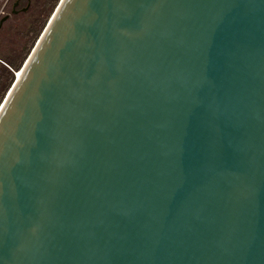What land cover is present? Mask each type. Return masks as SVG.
<instances>
[{
  "label": "water",
  "instance_id": "95a60500",
  "mask_svg": "<svg viewBox=\"0 0 264 264\" xmlns=\"http://www.w3.org/2000/svg\"><path fill=\"white\" fill-rule=\"evenodd\" d=\"M0 264H264V0H62L0 108Z\"/></svg>",
  "mask_w": 264,
  "mask_h": 264
},
{
  "label": "rangeland",
  "instance_id": "374dc122",
  "mask_svg": "<svg viewBox=\"0 0 264 264\" xmlns=\"http://www.w3.org/2000/svg\"><path fill=\"white\" fill-rule=\"evenodd\" d=\"M59 2L0 0V106Z\"/></svg>",
  "mask_w": 264,
  "mask_h": 264
},
{
  "label": "bare ground",
  "instance_id": "6f19581e",
  "mask_svg": "<svg viewBox=\"0 0 264 264\" xmlns=\"http://www.w3.org/2000/svg\"><path fill=\"white\" fill-rule=\"evenodd\" d=\"M61 2H62V0H60L59 4L57 5L55 11L53 12V14H52V16H51V18H50V20L53 18V16H54L56 10H58V8H59ZM50 20H49V22H50ZM49 22H48V24H49ZM48 24H47V25H48ZM47 25H46V27H47ZM46 27L44 28V30L46 29ZM44 30H43V32H44ZM43 32L41 33V35H40V37H39V39H38V41H37V43H36V45H35L33 51H32L31 54L29 55L28 59L25 61L24 65H23L20 69L16 70V78H15V81H14V83L12 84L11 88L9 89V91H8V93H7L6 97H5V99L7 98L9 92L12 90V87H13V85L15 84L16 80H18V78L21 76L22 71H23L25 65L27 64L29 58L31 57L32 53L34 52V50H35V48H36V46H37V44H38V42H39V40H40V38H41ZM5 99H4V100H5ZM4 100H3V102H4ZM3 102H2V104H3ZM2 104H1V105H2ZM0 108H1V106H0Z\"/></svg>",
  "mask_w": 264,
  "mask_h": 264
}]
</instances>
